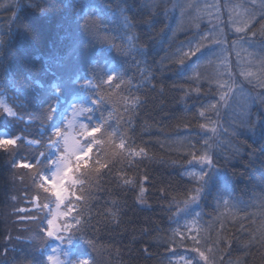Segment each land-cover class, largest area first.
I'll use <instances>...</instances> for the list:
<instances>
[{
  "label": "trees",
  "instance_id": "obj_1",
  "mask_svg": "<svg viewBox=\"0 0 264 264\" xmlns=\"http://www.w3.org/2000/svg\"><path fill=\"white\" fill-rule=\"evenodd\" d=\"M242 1L245 6H250L248 0ZM118 2L126 5L129 15L140 17L143 14L141 0H118ZM205 2L194 0V3L202 8L207 5ZM213 2L214 0H212ZM34 3L36 7L42 6L45 9L43 15L38 14L32 7L24 5L22 0L17 5L12 0H0V5H3L0 7V34L6 39L5 44L0 45V92L8 105L17 112V117L13 118L11 126L0 125V134L6 132L12 137L22 135L25 141L27 139L40 140L41 137H45V134L47 136L51 134L50 128H40L39 118L36 119L38 123H36L33 133L23 130L26 126L33 128L31 122L27 125L24 122L27 119L32 121V116L38 117L54 100L51 96L53 92H63L66 85L73 84L72 79L75 81V76L78 73L83 74L84 72L80 70V61L84 56L82 55L84 51L78 47L79 42L83 41L82 32L78 28V10L84 5H93L98 9L103 8L104 14L110 16L111 13L104 6L113 3V0H34ZM163 7L164 5L161 3L156 23L151 29L150 35L156 37L155 40L148 36L146 25L139 24L137 31L149 48L147 63L151 65L154 73L150 78L151 83L140 85V72L135 63L130 62L126 67L124 80L131 79V85H122V90L111 89L106 100V115L103 113L112 129L117 128L118 125L122 128L126 125V131L132 138L130 142L136 146H144L151 157V159L135 158L132 165L122 161L120 157L112 160L114 165L112 173L105 175L101 181L102 187L98 191L97 199L89 201L94 226L93 231L89 232V236L104 251L111 264H169V259H178L168 251V244L165 243V239L171 235L170 229L177 227V224L169 219L174 211V205L172 208L169 207L170 196L162 195L160 189L166 188L169 193L177 194L180 191H186L192 182L186 176L181 175L185 169L190 167L187 164L188 157L177 151L176 146L169 143L168 138L176 139L180 135L187 134L191 136L190 142L200 148L203 146L202 137L211 135V133H205L199 129L198 123L203 121L198 116L197 110L201 105L216 102L218 97L215 87L202 80L199 95L190 93L188 96H184L183 94L184 88L193 86L192 81L183 78L184 75L190 70L192 63L211 56V50L202 52L184 68L176 71H173V68L178 66L166 63V70L162 74L158 61L165 56L167 51H175L177 45L193 36L198 39V34L212 32L213 27L209 25L208 18L200 20L199 28L192 27L191 17L195 14V10L189 9L183 17L182 30L176 31V35L173 37V30L177 29L181 22L180 11L173 10L165 18ZM14 12L16 18L11 32H9ZM220 14L224 15L222 7ZM111 27L109 24L110 29ZM157 33H159L158 37ZM237 35L235 33L234 37H227V44L231 45ZM116 43L119 44L120 41L117 40ZM242 43L250 53L258 54L264 50V42L259 36L251 43L243 41ZM210 48L215 49L216 46H210ZM225 54L227 55V53ZM245 55V52H241V56ZM229 56L235 66L237 59L235 53H229ZM125 59L124 56L113 51L107 58V63L119 65ZM128 59L131 61L130 57ZM65 66H68L67 71H65ZM72 68L76 70V73L70 76ZM207 71L210 75L211 69ZM235 75L237 79H242L238 72ZM89 80L95 84L97 78L82 75L79 82H76L78 87L75 90L68 94L64 93L63 97L60 96L55 116V120L58 119L56 122L53 121L54 124L60 121L59 117L64 114L69 103L74 99H77L79 107L94 108L91 113H81L80 122L91 126L100 121L101 116L98 117L99 114L96 111L97 105L93 106L87 101V93L96 91L95 88L84 87ZM244 87L250 88L247 84H244ZM160 88H163L164 91L161 92ZM104 93L108 94L106 88ZM136 96L140 98V103L131 114V123L128 124V113L125 112L126 105L122 97ZM182 96L183 100H181ZM229 103H233L231 97H229ZM233 106L235 107V104ZM250 111L261 118L256 136H252L242 128L237 129L236 135H229L225 129L230 130L234 125L231 123L232 112L226 106L220 108L218 117L215 113L208 114L211 119L217 121L220 139L224 141L218 149L214 150L219 169L212 178L206 199L202 201L200 208L196 209L202 211L199 222L202 228L209 230L206 234L211 237H215L216 231L220 230V223L216 220L218 210L214 201L217 194L225 188L230 189L232 197L237 201H243V204L239 206L240 210L237 212V216L244 217L246 214L257 211L253 201L258 199L261 193H264V185L261 184L264 181V171H262L264 169V147H261V141L264 140V109L259 104L253 103L250 106ZM115 116L117 117L114 121ZM60 123L62 131L63 122ZM184 123H187L189 127H183ZM12 127L15 128V131L11 130ZM21 142L23 146L19 145L18 149L28 150L26 142L23 140ZM39 147L40 145L37 148ZM236 148L241 150L239 155L234 151ZM251 149H258V151L255 153L254 159L249 160L248 152ZM35 153L38 155L36 150ZM225 154L235 157L230 160L227 166H225ZM51 155L52 153H49V156ZM22 157L34 160L33 164H35L36 156L33 157L24 152L16 155L13 161ZM245 164L248 167H245ZM198 169L199 166L196 165L190 170ZM117 170H120L121 175L132 179L137 186L124 185L117 175ZM43 171L47 175H51L47 172V168H44ZM233 172L237 173L236 177L233 176ZM241 172H244L243 177L238 175ZM23 173L33 177L32 172L27 169L13 168L12 163L9 164L7 151L0 148V251L5 249L9 251L13 246L12 242L10 245L7 244L8 240L7 237L5 239L2 226L6 213L12 215L10 220L18 223L21 221L18 217L22 214L16 213L15 208L23 205L30 209V200L34 196L33 190L36 184L31 191L27 186L29 179L23 178ZM142 174H146L149 178L145 181V187L148 189L145 192L146 202L137 203L138 185ZM16 179L22 181L24 189L18 191L20 196L15 203H12L11 197L17 191L15 192L11 186L13 185L12 180ZM32 184H34L33 179ZM26 187L28 188L26 189ZM77 191L79 193L78 188ZM20 199H22L21 204ZM114 201L115 203H113ZM50 202L55 203L50 200L49 209L53 205ZM108 210L116 211L118 219L112 220ZM75 214L74 211L73 215ZM42 217H49V210H46ZM254 218L259 219L258 216ZM180 223L183 224L184 220L181 219ZM243 225L242 229L239 220L229 219L226 221L223 235L230 237L231 243L230 246L224 248L222 253L224 264H228V261H232V264H237V261L239 264H261V246L259 244H253L247 248L243 246V243L248 239V230L254 228L255 225L250 219H244ZM60 235L67 237L68 233L61 232ZM63 242L67 250H70L69 258L72 259L75 256L88 258L86 250L80 249L87 244L78 236L73 237L70 242H67L65 238ZM186 243L191 244V241H186ZM43 249L39 248L36 254L37 264H44V257L41 253ZM176 251L184 253L185 249L177 247ZM186 255L194 254L186 253Z\"/></svg>",
  "mask_w": 264,
  "mask_h": 264
},
{
  "label": "snow or ice",
  "instance_id": "obj_2",
  "mask_svg": "<svg viewBox=\"0 0 264 264\" xmlns=\"http://www.w3.org/2000/svg\"><path fill=\"white\" fill-rule=\"evenodd\" d=\"M163 3V12L165 18L173 10H179L181 15V22L177 29L173 30L172 36L175 37L176 31L182 30L183 17L189 9H194L195 14L191 17L192 27L199 28V23L202 18H208L211 22L213 18L216 21L220 20L221 4L219 0H214L213 3L207 4L203 8L194 3V0H141V7L143 14L140 17L129 15L127 7L124 3L113 0V3L105 5L110 16L104 14L103 8L98 9L93 5H84L78 10V23L81 32L87 37L86 40L79 42L78 47L84 52H91V66L99 68V79L94 84L89 80L85 88L93 89V93H87V101L93 105L102 104L106 97L104 95V88L101 85H107L110 89H121L124 84L131 85L132 81L124 80L126 74V67L130 62H134L140 72V85L151 83V77L154 75L151 65L147 63L149 55V48L146 42L142 40L141 35L137 34L138 25L144 24L147 26L148 36L152 37L151 29L156 23L159 15V7ZM250 6H245L243 2L230 3L225 0L223 7L228 11L229 26L237 33V38L227 44V37L224 29L217 27L210 33L198 34L199 38L195 36L189 38L176 46L175 51H167L165 56L158 61L161 74L166 70L165 64L174 66L173 71L184 68L193 58L199 56L202 52L211 50V56H206L203 59L192 63L190 70L184 75V79L192 81L193 86L184 88V96L190 93L199 95L201 93V81L207 82L210 86L215 87L218 99L215 103L201 105L197 110L198 116L203 122L198 123V127L205 133H211L206 137H202L203 146L197 148L192 144L190 135H180L176 139L168 138L169 143L176 146V150L187 156V164L190 166L185 169L181 175L186 176L190 180L191 186H188L186 191H180L177 194H171L166 188H161L160 192L164 196H170L169 207L174 205L169 217L177 227L171 228V235L165 239L168 244V251L177 256L178 259H169V264H224V256L222 255L224 248L230 246V237L223 235L226 221L229 219L239 220L241 228L243 229V220L250 219L254 228L248 230V239L243 243L244 247L257 244L264 247V193H261L253 203L257 211L255 213L246 214L244 217H238L237 212L240 210L239 206L243 201H237L231 196L230 189L225 188L214 197L218 215L216 220L220 223V230L216 231L215 237H211L206 233L209 230L202 228L200 218L202 211H197L200 208L202 201L206 199L207 190L211 184L212 178L215 176L219 165L214 156V149H218L219 145L224 143L220 139L219 128L217 121L211 119L209 113H215L218 117L220 115V108L228 107L232 112L231 123L234 125L232 129H225L229 135H236L237 129L242 128L245 132L256 136L258 126L261 123V118L254 115L250 111V106L253 103L259 104L264 109V50L260 53H250L243 46V42L251 43L257 36L264 42V0H248ZM3 7V5H0ZM259 9V12H257ZM41 12L45 9L41 8ZM259 16V20H258ZM16 13H13L9 32L15 22ZM135 21V22H134ZM109 24L112 26L109 28ZM95 26V31L91 30V26ZM258 26V27H257ZM159 36V33L156 34ZM120 43L117 44L116 41ZM6 39L0 34V45L5 44ZM210 46H216L215 49ZM115 51L118 55L124 56L126 59L119 65L108 64L107 58ZM241 52H245V56H241ZM225 53H235L237 57L235 66H233L230 56ZM131 58V61L128 58ZM215 57V59H213ZM104 61V63H100ZM208 69H211V74H208ZM239 73L237 79L235 73ZM244 84L250 86L246 89ZM55 89V85L53 86ZM122 90V89H121ZM163 92L164 89L160 88ZM62 92H53L52 99L57 103ZM119 95V93H117ZM231 97L233 103H229ZM125 102V112L128 113V124L131 123V114L135 111L137 105L140 103L138 96L128 98L122 97ZM183 100V96L181 97ZM235 104V107L233 106ZM0 107L3 108V113L8 117H17V112L12 108L5 106L0 101ZM74 116L79 113H91L94 111L92 107H80L73 104ZM187 110V106H186ZM57 112V107L49 103L47 109H44L39 114L40 128L51 129V134L47 136V144H44V137L40 140L27 139L16 136L15 138H0V148L7 151L9 147H18L21 140L27 145H40L35 148L38 155L35 157V164L31 159L22 157L19 160L12 161V167L15 169H27L32 172L33 183L38 187H42L45 192L50 193L55 198V208L49 209V217H41L39 209L41 205L37 203V197L32 196L30 203L36 212L25 207L15 208V212L19 215L18 219L26 221L35 225L36 232L39 234L38 248H44L46 241L44 237L51 238L58 236V233H68L64 237L67 242H70L73 237H79L93 250L96 249V244L89 236V232L93 231V224L91 218V206L89 201L93 198L92 190H99L102 187L105 175L111 174L114 165L111 158L120 157V159L129 165L134 163L135 158H149L146 148L144 146H136L132 144L131 137L126 131V125L122 128L119 125L112 129L108 124L103 114L100 121L91 126L80 125L83 129L82 138L85 141L81 143L80 140L74 139L71 143L67 137H63V145L61 143V123L54 124ZM111 116V113H109ZM69 125L73 121L68 122ZM187 128V123L183 124ZM223 127V126H220ZM97 134H100L99 136ZM94 147L96 152L94 153ZM261 147H264V140L261 141ZM234 151L237 155L241 150L236 148ZM258 149H251L248 152V159H254L255 153ZM49 153H52L49 156ZM234 156L225 154V166L234 159ZM175 163V161H173ZM111 165V166H110ZM199 165L198 170H190ZM245 167H248L245 164ZM47 168V175L43 169ZM34 169V171H33ZM104 170H107L106 172ZM264 171V169H262ZM93 173L95 174L93 176ZM234 177L237 173H232ZM117 175L123 181L124 185L136 187V183L120 174L117 170ZM240 177L244 176V172L238 174ZM87 176V180L84 177ZM146 174H142L138 185L137 203H145V192L148 190L145 187V181L148 180ZM94 181V182H93ZM87 184V187L84 185ZM264 185V181L261 182ZM77 185H81L79 193ZM16 200V196L11 197ZM65 201H70L65 211H60L61 205ZM79 202V203H77ZM222 202V203H221ZM115 203V201L113 202ZM44 208L49 205L45 203ZM75 211V215L73 212ZM109 216L112 220H117L118 215L116 211L108 210ZM259 217L255 219L254 217ZM87 217V218H85ZM184 223L181 224L180 220ZM46 220V225H45ZM64 221L62 225L58 221ZM98 231V229H96ZM42 234V235H41ZM58 237V238H59ZM19 241L22 239L20 235L12 237L11 234L7 240ZM186 241H191L187 244ZM177 247L185 249L184 253H178ZM6 249L0 251V259L6 255ZM147 252V250H145ZM192 253L194 255H186ZM66 255V253H65ZM30 264V262H28ZM74 264H95V259L90 253L89 259H80ZM232 264V261H228ZM239 264V261H237Z\"/></svg>",
  "mask_w": 264,
  "mask_h": 264
},
{
  "label": "rangeland",
  "instance_id": "obj_3",
  "mask_svg": "<svg viewBox=\"0 0 264 264\" xmlns=\"http://www.w3.org/2000/svg\"><path fill=\"white\" fill-rule=\"evenodd\" d=\"M202 1H206L205 2L206 4H209L210 1L212 3V0H202ZM224 2H225V0H219V3L221 4V7L223 8L224 15L220 14V20L219 21H216L215 18H213L212 21L211 22L209 21L208 23H209V25L211 27H213V30H215L217 27L223 28L226 37L230 38V37H234L235 32L229 26V19L227 21V18H229V15H228V11L223 7ZM229 2L230 3H240V2H243V1L242 0H229ZM78 28H80V26ZM91 30L95 31V26L94 25L91 26ZM81 38H82V40H86L87 39V37L83 33L81 34ZM82 53H83L82 55H84V56L81 58V61H80V66H81L80 70H82L84 72H83V74L82 73H78L75 76L76 77L75 81H73V79H72V83L73 84H68V85H66L64 87L61 97L64 96V93L68 94L69 92H72L73 90H75L78 87L76 82H79V78L82 75H87V76H90V77H93V78L96 77L97 80L99 79V71H100L99 68L91 66V52H88V54L86 52H82ZM84 53H86V54H84ZM227 55H229V53H227ZM100 63H104V62L100 61ZM64 68H65V71L68 70V66H65ZM75 73H76V70L72 68V70H70V76H72ZM102 86H104L103 87L104 89L106 88L108 94L105 95V93H104V95L106 97L105 101L102 104L97 105L96 111L99 114L98 117H100L103 113L106 115V110H107L106 100H107V96L111 93L110 92L111 89L108 88L107 85H101V87ZM0 101H2L5 106L11 107L10 105H8V103L6 102L5 97H3L1 92H0ZM59 103H60V100H59L58 103L55 100H52V104H54L57 108H58ZM76 106H77V109L80 108L79 105H76ZM73 111L74 110L72 108V110L69 112L65 122L62 125V131H61L62 132V139H61L62 145H63V137H67L69 139L70 143L74 139L80 140L81 143L85 142V141H83V138H82V135H81L82 132H83V129L80 127V125H85V124H83V123H81L79 121V117H80L81 113H79V114L74 116ZM118 115H120V114H118ZM116 117L117 116H115L114 121L116 120ZM105 118H106V116H105ZM31 119H32V121H29V119H27L24 122V124L27 125L28 123L31 122V124H33V128H30L29 126H26L23 130L33 133V132H35L36 123H38L36 121V119H38V117L37 116H32ZM12 121H13V118L12 117H8L6 114H4L3 113V108L0 107V125L5 124L7 126H9V125L11 126L12 125ZM69 121H73V123L71 125H69V123H68ZM85 126H88V125H85ZM11 130L15 131V128L12 127ZM0 135H1L0 138H4V137L15 138L16 136H21L22 137V135H16V136L12 137L11 135L7 134L6 132H1ZM97 135L99 136L100 134H97ZM43 142H44V144H47V135L46 134H45ZM19 145L23 146V143L20 142ZM38 146H39L38 144L37 145H32L31 147L28 145L29 149L26 150V151H24L23 148H20V150H19L18 147H16V148L9 147L8 150H7L9 164L15 159L16 155H19L20 153H23V152L24 153H28L30 156L35 157L36 156V153H35L36 149L35 148H37ZM214 150H213V152H214ZM93 151H94V153L96 152V147H94ZM115 159H117V157L111 158V160H115ZM31 162L34 163V160H31ZM197 166H199V165H197ZM24 172H26V171H24ZM94 175L95 174L93 173V176ZM24 177H27L29 179V182H28L27 186L32 191L33 190V186L35 185V184L31 185L33 177L31 178V175H29L27 173H23V178ZM84 179L87 180L88 179L87 176H85ZM21 182L22 181L20 179L12 180L13 185L11 186V188H13L15 190V192L17 191V193L14 195L17 198L20 196V194H18L19 193L18 191L24 189V187H22ZM28 187H26V189ZM80 187H81V185H77L78 189H80ZM84 187H87V184L84 185ZM33 191H34V193H33L34 196L37 197V203L41 205V208L39 209V215L42 217L44 212L46 210H49V207H50L49 206L48 208H44L43 205L45 203H47L49 205V201L50 200H53L55 202V198L53 196H51L50 193L45 192L42 187H38L37 185H35ZM98 191L99 190H96V189L92 190V196H93L92 201L94 199H97ZM21 200L22 199H20V204H21ZM11 201H12V203L13 202L15 203L16 200H12L11 199ZM69 202L70 201H65V204L61 205L60 211H65L66 210V205ZM77 203H79V202H77ZM16 204L18 205L17 202H16ZM51 204H53V203H51ZM29 206H30V209H32L33 212L37 211V209H34L32 207V204L29 205ZM21 207H24V206L21 205ZM52 208H55V203L52 205ZM11 218H12V215L10 213L8 214V212H7L5 217H4V219H3L2 226H3V230L5 232V239H6V237L9 236V234H11L12 237L20 235L22 237V239L19 240V241H16V240L13 239L11 241L12 245H13L12 249L6 252L5 257L0 260V264H28V262H30V264H37L36 263V254H37V252L39 250V248L37 247V244L39 242V239H38L39 238V234L36 232L35 225L31 224L29 222H26V221L25 222L19 221L18 223H14L12 220H10ZM63 222L64 221H62V220L58 221V224L62 225ZM58 235H60V233H58ZM59 243H60V245H55V244L52 245V246L61 247L62 255L58 257L59 259H63L64 256H66V257H68V259L70 261H79L80 259H89L90 258V253H91L92 257L95 259V264H111L110 261L108 260L107 256H105L104 251H102L101 248L97 246V244H96V249L95 250L90 248L88 245H84V246H82L80 248L81 250H83L82 248H84L86 250L88 258H86V257L85 258L84 257L83 258L82 257L81 258H74L73 257L71 259V258H69V254H67L68 251H66V247L64 246L63 240L59 241ZM7 244L10 245V242L7 241ZM104 246L106 247V245H104ZM50 253H51V249L49 251V254ZM65 253H66V255H65Z\"/></svg>",
  "mask_w": 264,
  "mask_h": 264
},
{
  "label": "clouds",
  "instance_id": "obj_4",
  "mask_svg": "<svg viewBox=\"0 0 264 264\" xmlns=\"http://www.w3.org/2000/svg\"><path fill=\"white\" fill-rule=\"evenodd\" d=\"M13 3L16 5L21 3V0H12ZM24 5H27L29 7H32L34 11H36L38 14L43 15L44 12H41V7H36V4L34 3V0H22ZM44 9V8H43ZM54 236L51 238L44 237L43 239L46 241L45 246L50 247L51 253L44 258V264H74L75 261H70L68 257L64 256L63 259H59L58 257L62 255L61 247L57 246H50L51 244L60 245L59 241L64 240V237ZM259 244V243H257ZM261 264H264V247H261Z\"/></svg>",
  "mask_w": 264,
  "mask_h": 264
}]
</instances>
